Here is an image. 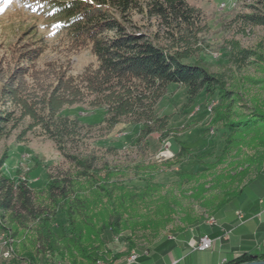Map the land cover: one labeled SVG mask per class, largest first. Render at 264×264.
<instances>
[{"label":"rangeland","instance_id":"obj_1","mask_svg":"<svg viewBox=\"0 0 264 264\" xmlns=\"http://www.w3.org/2000/svg\"><path fill=\"white\" fill-rule=\"evenodd\" d=\"M55 1L0 0V175L27 179L35 191L38 205H46L39 193L47 184L49 173L58 176L75 172L71 161L59 151L44 128L49 116L47 106L57 111L56 116L71 120L78 117L84 124H101L106 118L104 109L91 104L93 98L86 89H81L80 96L75 98L78 92L73 89L74 85L88 79L86 69L96 66V58L91 46L74 44L69 33L60 27L61 18L48 13L49 4ZM186 2L194 9V25L180 36L172 37L140 14L130 18L128 27L137 34L159 36L161 45L184 54L188 57L187 63L201 65L211 73L219 74L227 89L234 93L224 102L230 121L255 119L249 110L251 99L262 98L264 93L260 86L252 85L249 80L263 79V65L258 57L243 59V53H264V26L249 24L245 16L264 15V0ZM234 60L243 61V64L239 67ZM249 62L254 63L248 65ZM217 96V92L194 96L186 86L171 84L156 105L157 116L165 119L168 126L143 138L139 146L131 145L138 137L139 126L124 125L115 131V145L119 151L110 152L106 147L95 146L93 140L71 148L74 154L93 157L98 168L104 165L117 168L121 180L158 176L160 171L165 172V178L160 180L165 185L147 198L142 199V191L133 186L116 192V208L123 214L125 224L119 238L107 239L112 253L106 254L103 262H110L116 253H124L123 256L131 259L135 256L134 251L151 250L161 238L176 236L183 228L195 227L187 222L189 217L207 219L227 192L238 191L256 176L259 151L264 153L260 146L264 140V127L260 131L252 129L248 133L233 134L229 138L233 148L198 182L180 185L175 179L168 178L171 171L180 169L176 163L183 158V167L190 171L207 166L203 162L197 164L189 158L190 154L210 163L221 153L228 135L224 132V123H213L219 107ZM223 113L227 115L225 111ZM240 139L249 141V145L238 144ZM181 145L190 150L188 157H180ZM256 157L258 159L253 161ZM240 173L247 174L232 180L233 175ZM203 183L207 184L208 191L202 195L199 190ZM250 187L243 195H251ZM129 194L139 197L135 196L131 202ZM121 196L123 209L119 207ZM241 196L234 198L225 210H232ZM65 225L66 218L60 213L55 226L58 236H62ZM36 227L37 224L31 222L26 228H20L10 223L8 214L0 219V264L72 262L69 256L61 260L51 253L38 254L34 242ZM189 234L191 236L192 232ZM13 251H16V263L12 262ZM213 251L214 247L206 252L195 251V255L201 257ZM31 255L35 257L33 262Z\"/></svg>","mask_w":264,"mask_h":264},{"label":"trees","instance_id":"obj_2","mask_svg":"<svg viewBox=\"0 0 264 264\" xmlns=\"http://www.w3.org/2000/svg\"><path fill=\"white\" fill-rule=\"evenodd\" d=\"M48 9V13L52 12V15L61 18L60 27L69 33L74 44L91 46L96 66L87 68L88 79H82L73 89L78 92L75 98L80 96L81 89H86L93 98L91 104L104 109L106 118L101 124H84L78 117L71 120L56 116L57 111L47 104L49 116L44 128L59 151L71 161L75 172L58 176L49 173L48 182L39 193L46 205L37 204L35 191L27 179H11L4 174L0 175V219L8 214L10 223L20 228L35 222L37 237L34 242L38 254L51 253L61 260L69 256L72 259L70 264H97L104 261L106 254L112 253L106 235L119 238L125 224L123 214L116 208V192L126 186H133L142 191V199L147 198L165 185L160 181L165 178V172L160 171L158 176L153 174L121 180L117 168L108 165L98 168L93 157L74 154L71 148L93 140L95 146L106 147L110 152L119 151L120 148L115 145V131L118 126L124 125L139 126L138 137L131 143L132 146H139L143 138L168 126L165 119L157 116L156 105L171 84L186 86L194 96H200L201 93L214 95L217 92L219 107L213 123H224V132L228 135L221 153L210 163L190 154L189 158L197 164L203 162L207 166H199V169L190 171L188 167H183V158L180 163H176L180 169L171 171L168 177L180 185L198 182L204 173L218 166L229 149L233 148V141L229 139L233 134L248 133L252 129L262 130L264 97L251 99L249 110L255 119L230 121L228 107L224 102L230 100L234 93L227 89L219 74L211 73L201 65L187 63L188 57L184 54L172 52L168 46L166 48L161 45L159 36L137 34L128 27L130 18L140 14L164 28L172 37L180 36L194 25V9L186 0H56L49 4ZM245 20L249 24L264 26V15H247ZM243 54L245 60L258 57L262 61L263 79L249 81L254 86H260L259 89L264 93V53L245 51ZM233 62L239 67L243 64V61ZM253 63L249 62L248 65ZM242 142L249 145V141L238 140V144ZM260 146L264 148V140ZM180 150V157H188L187 152L190 150L185 145H181ZM259 158L256 176L238 191L227 192L207 219L217 218L262 173L263 151H259ZM240 174L233 175L232 180L247 173ZM206 188V183L201 184L199 193L203 195L208 191ZM135 196L139 197L129 194L128 200L133 202ZM119 198V207L123 209V196ZM60 213L66 218L62 236L55 232ZM204 220L203 217L199 220L189 217L187 222L197 225ZM170 244L171 240L166 236L157 250L163 252ZM12 256V262L16 263V251L12 252ZM120 257V254L113 255L114 260ZM34 258L30 256L32 262ZM252 259L251 255L245 254L230 264H243Z\"/></svg>","mask_w":264,"mask_h":264},{"label":"crops","instance_id":"obj_3","mask_svg":"<svg viewBox=\"0 0 264 264\" xmlns=\"http://www.w3.org/2000/svg\"><path fill=\"white\" fill-rule=\"evenodd\" d=\"M262 173L250 185L252 193L240 197L232 210H224L217 218L205 219L202 224L183 230L176 236H168L170 246L163 252L157 248L165 240L161 238L154 248L143 253L133 252L138 255L134 262L130 257H121L109 262L97 264H230V262L247 254L257 257L256 260H264V167ZM189 232H192L190 236ZM209 236L214 247L212 253L196 256L199 252L197 245L202 236ZM112 237L107 234L106 238ZM195 251H193V250ZM202 252V251H200ZM206 252V251H203ZM150 262V263H148ZM45 264V263H44ZM57 264H64L58 262Z\"/></svg>","mask_w":264,"mask_h":264},{"label":"built area","instance_id":"obj_4","mask_svg":"<svg viewBox=\"0 0 264 264\" xmlns=\"http://www.w3.org/2000/svg\"><path fill=\"white\" fill-rule=\"evenodd\" d=\"M212 245H213V241L212 239L205 235V236H202L200 239H199V242L197 245H195V248L196 250H199V251H206V250H209L212 248ZM138 259V255H136L134 257V259L130 260L132 262L136 261Z\"/></svg>","mask_w":264,"mask_h":264},{"label":"water","instance_id":"obj_5","mask_svg":"<svg viewBox=\"0 0 264 264\" xmlns=\"http://www.w3.org/2000/svg\"><path fill=\"white\" fill-rule=\"evenodd\" d=\"M256 259H257V257H254L253 261L247 262V263H243V264H264V260L263 261H258Z\"/></svg>","mask_w":264,"mask_h":264},{"label":"bare ground","instance_id":"obj_6","mask_svg":"<svg viewBox=\"0 0 264 264\" xmlns=\"http://www.w3.org/2000/svg\"><path fill=\"white\" fill-rule=\"evenodd\" d=\"M135 256H136V255H135ZM135 256H133V257L131 258V260L134 259Z\"/></svg>","mask_w":264,"mask_h":264}]
</instances>
